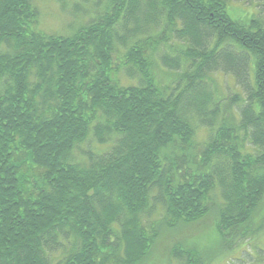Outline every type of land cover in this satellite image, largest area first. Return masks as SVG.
Masks as SVG:
<instances>
[{
    "label": "trees",
    "instance_id": "obj_1",
    "mask_svg": "<svg viewBox=\"0 0 264 264\" xmlns=\"http://www.w3.org/2000/svg\"><path fill=\"white\" fill-rule=\"evenodd\" d=\"M100 2L0 0V264H209L264 229V0Z\"/></svg>",
    "mask_w": 264,
    "mask_h": 264
},
{
    "label": "rangeland",
    "instance_id": "obj_2",
    "mask_svg": "<svg viewBox=\"0 0 264 264\" xmlns=\"http://www.w3.org/2000/svg\"><path fill=\"white\" fill-rule=\"evenodd\" d=\"M95 1L96 0H83V2L78 3L77 5H74V3H69L70 5L66 3L67 5L65 6V9L63 8L62 10L58 4H54L53 2L46 0H39V7L41 10L39 27L48 33H64L71 26V24H75V22H73L75 19V21H78L86 14H95L93 12V9L95 8ZM100 1L98 9L104 12V8L107 6L108 0ZM86 20L87 18H85L83 22ZM120 61L121 57L120 55H117L116 62L119 63ZM232 77L229 75L224 76L223 74L216 76V82L222 93H229L230 90L235 88V83ZM206 134L207 131L204 128H198L196 135L197 142L204 143L206 141ZM78 150L76 153L77 158L81 159V150ZM263 217L264 214H261L255 219L258 220L260 218L264 223ZM214 220L215 217L211 214L209 217L200 222V226H208V228L209 226L213 227ZM259 226L261 227V224L256 226L255 235L239 240L240 244L235 246L223 243L222 239L217 235L213 228L203 230L200 247L203 260L207 261L210 258L209 264H264V229L257 232L260 228ZM193 231V228H186L183 232H181V237L188 238L187 236H190ZM166 243H168L169 246L172 243V240L167 239L164 244ZM166 260L164 264H173V262Z\"/></svg>",
    "mask_w": 264,
    "mask_h": 264
},
{
    "label": "bare ground",
    "instance_id": "obj_3",
    "mask_svg": "<svg viewBox=\"0 0 264 264\" xmlns=\"http://www.w3.org/2000/svg\"><path fill=\"white\" fill-rule=\"evenodd\" d=\"M96 151V150H95ZM97 154V153H96ZM100 155V154H99ZM102 155V154H101ZM107 158V157H106ZM90 160V159H89Z\"/></svg>",
    "mask_w": 264,
    "mask_h": 264
}]
</instances>
